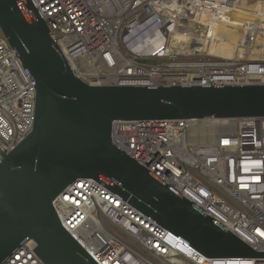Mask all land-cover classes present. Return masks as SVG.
<instances>
[{"label": "built area", "instance_id": "1", "mask_svg": "<svg viewBox=\"0 0 264 264\" xmlns=\"http://www.w3.org/2000/svg\"><path fill=\"white\" fill-rule=\"evenodd\" d=\"M90 87H264V9L221 54L189 0H32ZM200 14V11L197 10ZM36 89L0 29V162L33 132ZM114 145L253 251L264 253V117L113 123ZM96 264H264L209 258L93 179L53 202ZM35 241L4 264H44Z\"/></svg>", "mask_w": 264, "mask_h": 264}, {"label": "water", "instance_id": "2", "mask_svg": "<svg viewBox=\"0 0 264 264\" xmlns=\"http://www.w3.org/2000/svg\"><path fill=\"white\" fill-rule=\"evenodd\" d=\"M0 29L36 89L31 135L0 162V264L26 242L44 264H96L53 202L93 179L209 258H257L236 236L112 141L113 123L264 117V87H90L73 73L32 0H0Z\"/></svg>", "mask_w": 264, "mask_h": 264}, {"label": "bare ground", "instance_id": "3", "mask_svg": "<svg viewBox=\"0 0 264 264\" xmlns=\"http://www.w3.org/2000/svg\"><path fill=\"white\" fill-rule=\"evenodd\" d=\"M189 5L209 27L210 43L221 54L230 56L226 51H232L241 40L244 18L259 14L264 0H189Z\"/></svg>", "mask_w": 264, "mask_h": 264}]
</instances>
